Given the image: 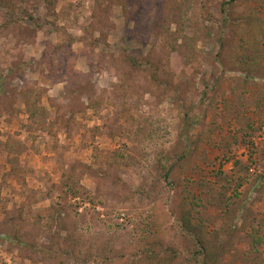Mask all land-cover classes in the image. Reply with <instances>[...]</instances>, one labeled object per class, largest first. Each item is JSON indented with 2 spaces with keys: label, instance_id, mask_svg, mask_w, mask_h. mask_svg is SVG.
I'll return each mask as SVG.
<instances>
[{
  "label": "rangeland",
  "instance_id": "374dc122",
  "mask_svg": "<svg viewBox=\"0 0 264 264\" xmlns=\"http://www.w3.org/2000/svg\"><path fill=\"white\" fill-rule=\"evenodd\" d=\"M108 1L0 0V264H264V0Z\"/></svg>",
  "mask_w": 264,
  "mask_h": 264
},
{
  "label": "trees",
  "instance_id": "16d2710c",
  "mask_svg": "<svg viewBox=\"0 0 264 264\" xmlns=\"http://www.w3.org/2000/svg\"><path fill=\"white\" fill-rule=\"evenodd\" d=\"M126 0H115V2L117 4V6H121L122 9L125 11L126 10V3H125ZM234 1V0H232ZM114 2V3H115ZM110 2L108 0H96V5H98V7H105V6H110ZM49 5L51 7H54V2L50 1L49 2ZM112 6V5H111ZM224 14H227L226 12H223ZM170 174H171V170L166 172V174H164V181L168 184L169 181H170ZM200 244L202 243L200 240H199ZM202 249H205V251L207 250V248L205 246L202 247Z\"/></svg>",
  "mask_w": 264,
  "mask_h": 264
}]
</instances>
